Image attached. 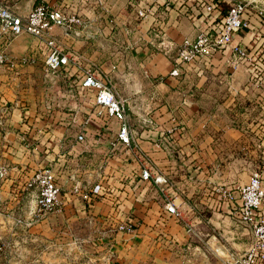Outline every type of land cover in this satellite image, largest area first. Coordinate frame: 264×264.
<instances>
[{
    "label": "crops",
    "instance_id": "crops-1",
    "mask_svg": "<svg viewBox=\"0 0 264 264\" xmlns=\"http://www.w3.org/2000/svg\"><path fill=\"white\" fill-rule=\"evenodd\" d=\"M122 1L100 0V9H96V13L88 10L80 28L74 27L67 33L56 28L55 33L64 45L79 49L84 63L93 62L108 74L118 94L125 99L132 141L127 145L118 139L120 122L109 115L104 122L106 126L102 124L104 130L98 133L99 141L108 154L109 164L105 169L112 170L113 178L128 177L132 185L128 200L121 196L117 200L118 208L122 207L120 212L131 211L136 219L150 220L147 227L150 234H160V238L168 239H163L165 245L161 243L160 256L157 246H150L149 264H180L179 255L170 247L177 246L176 241H184L189 246L192 232L201 240L196 246H209L207 256L202 252L198 254L201 264H215L211 254L216 257L217 246L236 249L225 254L247 249L251 242L249 228L237 221L234 230L224 232L231 234L229 244H219L214 235L200 237L208 233L199 227L193 228L192 232L183 231L175 221L178 215L169 212L165 206L170 202L182 215L190 213L197 218L191 203L206 198L211 206L213 189L224 187L232 189L235 196L233 201H223L224 212L232 213L237 188L264 166V68L257 66V70L252 71L244 62L231 69L226 61L229 50L225 49L215 53L209 61L185 64L178 74L172 75L181 42L193 38L199 29L211 28L218 13L212 15L191 0H131L132 9L130 6L128 9L134 11L133 17L122 12L126 0ZM234 1L238 0H219V13L225 14ZM246 1L250 2L247 16L251 28L238 31L233 42L251 50L250 56L255 63L264 62V15L257 13L258 8L264 9V0ZM6 2L0 0V3ZM140 9L149 11L146 17L137 15ZM30 41L27 36H17L5 51L14 59L29 55L32 50L37 55L36 42L28 44ZM58 74L63 75L64 86L70 91L80 87L76 73L62 70ZM11 83L7 81V84ZM69 105L68 109H73L76 102L71 101ZM69 114L73 115V112ZM58 128L56 125L50 131L56 140L60 137ZM172 130L174 134L178 131L176 138L180 146L176 152L164 141ZM82 142L75 136L76 144ZM73 146L72 143L70 148L59 150L58 144L52 150L70 155ZM98 150L101 153L100 146ZM86 151L66 156L64 163L85 166V155H90V149ZM150 158L160 171L166 173L162 177L167 180L166 184L154 182V176L143 179L142 171L147 167L145 160ZM51 159L48 165L54 169L60 158L53 156ZM81 172L73 174L66 170L65 178L79 185L83 178ZM72 187H75L73 183ZM124 203L128 204L125 206ZM167 219L171 226L162 223Z\"/></svg>",
    "mask_w": 264,
    "mask_h": 264
},
{
    "label": "rangeland",
    "instance_id": "rangeland-1",
    "mask_svg": "<svg viewBox=\"0 0 264 264\" xmlns=\"http://www.w3.org/2000/svg\"><path fill=\"white\" fill-rule=\"evenodd\" d=\"M7 1L15 4L22 14L33 6L43 3L52 8H59L65 13H74L80 18H85L88 10L96 13V9L102 6L100 0ZM129 1L131 0H126L122 12L134 17V11L128 9ZM130 8L132 9L131 6ZM20 36H27L31 40L28 44L36 42L29 34L24 33ZM250 51L248 50L249 53ZM30 54L35 56L33 62L12 68L0 66V165L23 166L29 171L48 165L52 162L53 156L60 158L56 160L54 171L63 202L60 208L41 217L34 211L33 192L22 189L10 191V180L3 181L0 188L2 191L0 264L151 263L148 261L150 246H157V253L160 256L161 243L165 245L163 239H168L165 236L163 239L160 238V234H150L147 229L150 220L136 219L135 213L120 212L122 207L118 208V198L121 196L122 199L128 200L132 185L129 184L128 177L120 175L122 179L113 178L112 170L105 169L109 164L106 160L108 154L99 141L98 133L104 130L102 124L106 126L104 123L108 120L106 109L94 104L93 91L83 90L79 86L77 90L70 91L64 86L65 78L62 74L45 70L43 57L39 53L36 55L34 50ZM255 62L256 60L252 59L247 62L252 71H256L257 66L264 68L263 61ZM7 81L12 83L9 85ZM47 101L51 106H47ZM71 101H75L76 106L68 109ZM70 112H73V115H70ZM29 118L31 119L28 122ZM56 125L61 131H59L61 139L59 137L58 140L50 134L51 129ZM80 132L84 134V141L82 144H76L75 136ZM177 133L174 134V130L168 132L164 140L173 152H176L180 146L176 138ZM57 143L59 150L70 148L72 143L75 144L72 154L63 155V152L53 151L52 147L58 145ZM99 146L101 153L98 150ZM94 148L97 150L92 151L95 150ZM89 149L90 155L89 153L85 155V163H87L85 166L64 163V158ZM149 166L152 167V177H164L166 174L158 169L159 166L153 163L151 158ZM66 170L73 171V174L82 171L83 178L79 185L73 180L68 182L65 178ZM260 170H264V166H260L256 171ZM72 183L75 187H72ZM218 188L213 189L214 201L211 206L206 198L191 203L197 218L190 213L182 215L179 211L180 215L175 217V221L183 231L186 229L191 231L199 227L208 233L200 237L209 238L210 235H214L219 244H229L228 237H231V234L224 232L234 230L237 220L233 214L228 215L224 212L226 208L223 201L226 199L217 194ZM120 191L123 193L121 194ZM168 196H171V193ZM124 204L126 206L128 203ZM123 221L135 222L133 232L118 233L117 224ZM162 223H165V226L170 225V220L167 219ZM191 234L188 240L189 246L184 241L180 243L176 241L177 246L170 242V245H173L170 249L179 255L180 264H201L198 254L202 252L203 255H208L209 246H196L201 240L193 235V232ZM217 247L222 251L217 248L216 257L211 254L215 264L223 262L226 258L225 252L236 250L231 246Z\"/></svg>",
    "mask_w": 264,
    "mask_h": 264
},
{
    "label": "built area",
    "instance_id": "built-area-1",
    "mask_svg": "<svg viewBox=\"0 0 264 264\" xmlns=\"http://www.w3.org/2000/svg\"><path fill=\"white\" fill-rule=\"evenodd\" d=\"M201 5L209 13H218L211 28L199 29L193 38L184 39L174 58L172 75L180 71V67L195 61H209L215 53L228 49L227 64L229 68H236L239 64L251 60L248 50L233 42L234 35L241 30L251 28L248 18L250 2L238 0L231 3L225 14L219 13V0H191ZM149 11L140 9L139 17H146ZM259 16L264 15V9L258 8ZM83 19L72 13H65L59 8H52L47 4H37L30 12L22 15L15 4L0 3V66L16 67L27 62H33L31 55H23L17 59L8 56L5 51L11 40L24 33L36 40V50L43 57L45 70L59 72L66 70L76 73L80 78L83 90L94 92V104L106 109L109 116L120 122L118 139L125 144L132 141V132L128 123L126 102L111 82L108 74L102 72L93 62L84 63L83 55L71 46L64 45L62 39L55 33L59 28L65 33L74 27H81ZM76 33V32H75ZM76 140L82 142L84 134L79 133ZM147 167L142 172L144 180L152 178V167L149 160H145ZM264 170L255 171L249 180L239 187L237 201L231 209L237 221L246 225L251 233V242L243 252L228 253L221 264H264ZM10 180L9 186L15 191L30 190L33 192L32 202L34 211L39 216L54 212L62 205L61 189L57 183L54 169L45 165L35 170H25L22 166L0 165V188L2 182ZM156 183H167V180L156 176ZM170 187V186H169ZM163 190V189H161ZM217 193L227 201L235 199L228 188L219 187ZM164 192V191H163ZM2 191L0 189V202ZM165 208L177 215L179 211L169 202ZM118 231L131 233L134 222L123 221L117 224Z\"/></svg>",
    "mask_w": 264,
    "mask_h": 264
},
{
    "label": "water",
    "instance_id": "water-1",
    "mask_svg": "<svg viewBox=\"0 0 264 264\" xmlns=\"http://www.w3.org/2000/svg\"><path fill=\"white\" fill-rule=\"evenodd\" d=\"M32 8H30L29 10H27V12L25 13V14H27L28 12H30V10H31ZM20 13V12H19ZM20 14H22V13H20ZM25 14H22V15H25Z\"/></svg>",
    "mask_w": 264,
    "mask_h": 264
}]
</instances>
